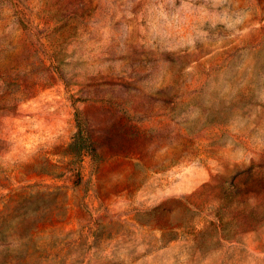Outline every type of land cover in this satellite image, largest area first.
<instances>
[{
  "label": "rangeland",
  "instance_id": "obj_1",
  "mask_svg": "<svg viewBox=\"0 0 264 264\" xmlns=\"http://www.w3.org/2000/svg\"><path fill=\"white\" fill-rule=\"evenodd\" d=\"M0 264H264V0H0Z\"/></svg>",
  "mask_w": 264,
  "mask_h": 264
}]
</instances>
